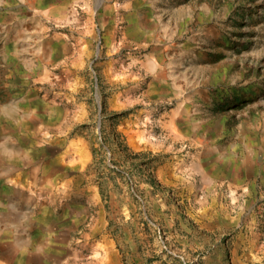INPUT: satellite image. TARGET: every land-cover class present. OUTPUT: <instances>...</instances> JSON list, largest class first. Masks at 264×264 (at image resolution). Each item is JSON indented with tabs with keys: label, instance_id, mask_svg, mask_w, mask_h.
<instances>
[{
	"label": "rangeland",
	"instance_id": "374dc122",
	"mask_svg": "<svg viewBox=\"0 0 264 264\" xmlns=\"http://www.w3.org/2000/svg\"><path fill=\"white\" fill-rule=\"evenodd\" d=\"M129 1L0 0V264H264V0Z\"/></svg>",
	"mask_w": 264,
	"mask_h": 264
},
{
	"label": "crops",
	"instance_id": "0c3cea01",
	"mask_svg": "<svg viewBox=\"0 0 264 264\" xmlns=\"http://www.w3.org/2000/svg\"><path fill=\"white\" fill-rule=\"evenodd\" d=\"M128 10H136L137 7H145V8H149L148 10L151 11L150 15L152 16L151 17V21L152 23H156L158 21V17L159 15L161 16V14H163L167 19H168V22L169 24H171V27L173 28V26L175 24H177V17H176V13H175V10H176V4L173 3V2H170V1H167V2H163V4L160 6L159 2H157L156 0H130L129 2H127L126 4ZM160 7H163L165 9L160 10ZM128 15H130V13H128ZM158 16V17H157ZM139 28L141 29V26H139ZM172 28H169V29H172ZM127 36H130L129 33H127ZM139 40L143 41V39L146 40V42H153L154 43V34L151 35V37L149 36H146V35H139L138 36ZM148 40V41H147ZM167 40V41H166ZM172 38L170 37H166L165 39L162 40V42H155V45H151V50H153L154 53H158L160 51V53H164V51L168 48V47H172ZM171 116H173L174 118L176 117V112L173 111V113L171 114ZM239 172V169L236 168L235 169H232V176L233 177H241L242 176V173L240 171L239 174H237ZM246 176V175H245ZM21 182L24 183V184H28L29 182H31V184H34V179L33 178H21ZM18 189V188H17ZM56 189V187H55ZM58 191H56L54 194L56 195V198L59 199L61 196H67V200H63V203L60 202L61 205L66 206L67 204H71L70 201L73 202L74 199H76V196L77 194H74L73 192H70V190H65V189H61V187H58L57 188ZM21 190V189H19ZM24 192V191H23ZM30 199H31V208L32 210L34 211L35 210V201H36V198L34 195H29ZM60 206V205H59ZM53 211V210H52ZM70 213V212H69ZM53 215H55V213H52ZM48 224L45 223V226H47ZM22 226H25V224H22ZM26 226H40V221L35 219V217H33V219L31 220V222L29 224H26Z\"/></svg>",
	"mask_w": 264,
	"mask_h": 264
}]
</instances>
